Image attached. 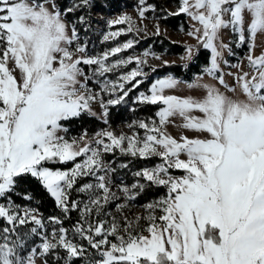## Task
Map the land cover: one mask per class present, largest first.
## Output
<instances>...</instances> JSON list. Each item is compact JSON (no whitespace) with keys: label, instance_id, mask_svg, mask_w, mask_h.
Here are the masks:
<instances>
[{"label":"snow or ice","instance_id":"obj_1","mask_svg":"<svg viewBox=\"0 0 264 264\" xmlns=\"http://www.w3.org/2000/svg\"><path fill=\"white\" fill-rule=\"evenodd\" d=\"M0 264H264V0H0Z\"/></svg>","mask_w":264,"mask_h":264},{"label":"trees","instance_id":"obj_2","mask_svg":"<svg viewBox=\"0 0 264 264\" xmlns=\"http://www.w3.org/2000/svg\"><path fill=\"white\" fill-rule=\"evenodd\" d=\"M124 0H117L118 3H122ZM159 3H166L167 0H158ZM185 18L181 15L175 18H170L169 21L165 22L167 26H169L171 29H176L177 25L183 21ZM160 40H157V37L149 38L148 43L153 44L157 49L163 48L165 46H169L172 48V52L175 53H181L183 51V47L180 44H172L169 42L167 38L160 37L158 38ZM198 65H193L192 67V72H195L198 69ZM166 71H173L176 74H184L185 78L190 75L187 70L183 69V67L180 64L172 65V66H167Z\"/></svg>","mask_w":264,"mask_h":264},{"label":"rangeland","instance_id":"obj_3","mask_svg":"<svg viewBox=\"0 0 264 264\" xmlns=\"http://www.w3.org/2000/svg\"><path fill=\"white\" fill-rule=\"evenodd\" d=\"M135 2H136V0H124V1H122V4H126L128 6V8H129V10H131V7L135 4ZM169 31H170V35H172L173 39L179 40L180 38H186V37H184V34L182 32L173 31V29H171L170 27H169ZM149 38H153V37H149ZM157 40H160V39L157 38ZM142 46H144L143 42H142ZM165 47L169 49V51L165 54V58L176 60L177 64H180L179 56H178L179 53L172 52V48L169 47V46H165ZM165 47H163V48H165ZM163 48H160V49L156 48V50L157 51H163ZM172 131L175 132L177 130L176 129H172Z\"/></svg>","mask_w":264,"mask_h":264}]
</instances>
